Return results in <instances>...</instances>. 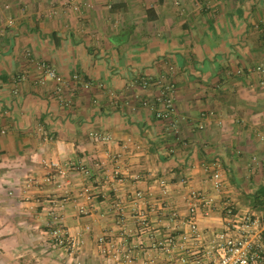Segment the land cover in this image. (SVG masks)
<instances>
[{
    "label": "crops",
    "instance_id": "1",
    "mask_svg": "<svg viewBox=\"0 0 264 264\" xmlns=\"http://www.w3.org/2000/svg\"><path fill=\"white\" fill-rule=\"evenodd\" d=\"M262 20L264 0H0V264H207L226 204L264 229ZM38 62L91 87L59 102ZM192 192L213 205L184 239ZM100 237L130 261L103 258Z\"/></svg>",
    "mask_w": 264,
    "mask_h": 264
},
{
    "label": "built area",
    "instance_id": "2",
    "mask_svg": "<svg viewBox=\"0 0 264 264\" xmlns=\"http://www.w3.org/2000/svg\"><path fill=\"white\" fill-rule=\"evenodd\" d=\"M12 20L7 22V26L11 27ZM256 28L264 36V20L260 21ZM36 69L39 72V76L35 81L37 86H46L49 82L55 84L53 94L56 96L59 102L64 103L63 92L65 88H69L70 85L82 84L84 89L91 87V82L84 80L79 75L75 74L69 79L63 78L56 70L46 62H38ZM172 68L170 67V71ZM255 71L264 73V64L258 65ZM17 81V80H16ZM15 81V84L17 82ZM161 83V82H160ZM105 92H109L103 89ZM148 106V102L144 103ZM154 111L156 119L166 120L173 112L174 108V86L170 82H165L159 89L158 94L154 98V103L149 105ZM176 129V128H174ZM96 140L100 143L106 142L108 139L105 136H95ZM210 180L213 182L216 190H221L223 187L221 173L216 170L211 174ZM162 188L166 187L165 181H160ZM139 196V194H137ZM194 203L189 208L188 226L189 234L184 236V239L190 237H198L199 229L197 226V216L202 213L199 209L201 203L205 207V211L202 213L207 215L212 209V200L198 192H192L190 196ZM200 210V212H199ZM82 213H87L81 209ZM224 213V226L223 230L215 235L212 248L217 250L218 255L207 262V264H264V229L260 218L252 216L251 214L239 215L234 212V208L226 204L223 208ZM170 217L175 220L178 218V214L175 210L170 211ZM52 237L58 247L64 248L67 252L74 251L78 244L77 242L68 237L60 229H55L52 232ZM98 251L103 258H111L116 255L122 256L123 259L130 261V252L117 248L111 240H107L105 237L97 239Z\"/></svg>",
    "mask_w": 264,
    "mask_h": 264
},
{
    "label": "rangeland",
    "instance_id": "3",
    "mask_svg": "<svg viewBox=\"0 0 264 264\" xmlns=\"http://www.w3.org/2000/svg\"><path fill=\"white\" fill-rule=\"evenodd\" d=\"M52 241H53V243L56 245V243H55V240L53 239V237H52ZM57 246V245H56ZM76 250V249H75ZM75 250L74 251H69V252H67L66 250V252L67 253H69V255H73L74 253L73 252H75Z\"/></svg>",
    "mask_w": 264,
    "mask_h": 264
}]
</instances>
